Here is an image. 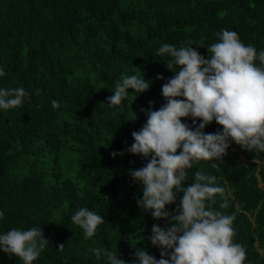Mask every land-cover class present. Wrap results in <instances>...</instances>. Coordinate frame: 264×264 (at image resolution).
<instances>
[{
	"label": "trees",
	"instance_id": "trees-1",
	"mask_svg": "<svg viewBox=\"0 0 264 264\" xmlns=\"http://www.w3.org/2000/svg\"><path fill=\"white\" fill-rule=\"evenodd\" d=\"M222 30L264 50V0H0V88L31 93L22 106L0 109V234L41 227L49 240L33 264H108L104 250L131 264L135 248L160 259L147 237L154 224L169 225L138 207L142 186L129 169L148 161L126 149L146 123L141 109L164 105L162 86L175 75L158 48L192 41L207 59ZM122 74L143 75L150 87L141 94L130 89L109 107ZM182 122L194 127L191 118ZM218 130L213 121L204 132ZM196 171L225 188L213 207L235 215L233 239L246 248L244 264H264V152L232 142L222 159L194 163L184 186ZM182 195L166 209L174 211ZM225 199L228 206L220 208ZM81 207L105 220L89 239L71 221ZM92 248L102 250L99 260ZM0 264L23 261L0 249Z\"/></svg>",
	"mask_w": 264,
	"mask_h": 264
},
{
	"label": "clouds",
	"instance_id": "clouds-1",
	"mask_svg": "<svg viewBox=\"0 0 264 264\" xmlns=\"http://www.w3.org/2000/svg\"><path fill=\"white\" fill-rule=\"evenodd\" d=\"M217 36L219 42L207 47V59L192 47V41L179 48L163 44L156 51L171 58L166 67L175 75L162 86L166 103L158 110L141 109L147 114L146 123L131 133L134 142L126 151L148 161L140 168L129 169L133 181L142 186V198L136 199L138 207L151 211L155 220L166 219L169 226L154 224L147 237L151 245L160 248L161 258L150 255L146 248H135L131 264H244L247 259L245 246L233 239L235 215L213 207L216 195L225 194L224 187L216 186V177L196 171L191 184L183 183L194 163L222 159L232 142L248 152H264V50L257 53L235 31L222 30ZM4 75L0 68V76ZM149 87L150 81L143 75L122 74L107 104L119 106L130 89L141 94ZM26 97L30 100L31 93L23 87L0 88V109L20 107ZM52 107L59 108L60 103L53 100ZM136 118L137 114L129 120ZM182 118H191L194 127ZM213 121L222 126V131L205 133V127ZM117 154L111 153L113 158ZM178 193H183L179 205L168 211L166 205L175 203ZM227 206L225 199L220 208ZM4 216L0 211V219ZM71 221L83 229L85 239L92 238L105 222L103 216L86 207L79 208ZM48 240L39 226L12 228L0 234V249L10 258H20L23 264H33ZM64 245L59 244L58 250L62 251ZM89 251L101 258L100 248ZM103 255L108 264H129L116 252L104 250Z\"/></svg>",
	"mask_w": 264,
	"mask_h": 264
}]
</instances>
